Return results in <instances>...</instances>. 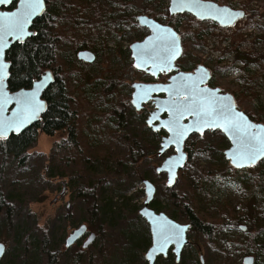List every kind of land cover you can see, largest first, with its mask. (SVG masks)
<instances>
[{
  "label": "rangeland",
  "instance_id": "374dc122",
  "mask_svg": "<svg viewBox=\"0 0 264 264\" xmlns=\"http://www.w3.org/2000/svg\"><path fill=\"white\" fill-rule=\"evenodd\" d=\"M80 1L49 0L64 8L58 25L64 64L59 75L68 82L78 113V145L70 144L64 132L39 133L23 163L0 152V243L6 249L0 264H148L151 233L139 214L146 200L144 180L157 188L151 204L156 211L188 224L189 205L203 223L214 225L211 237L190 232V244L175 264H202L201 257L204 264H243L247 256L264 264V252L257 257L244 248L258 231L246 220L234 224L255 201L253 183L264 159L237 173L224 155L229 140L220 131H208L186 142L192 160L167 188V176L156 169L175 151L158 155L161 133L146 124L154 106L148 103L139 112L131 102L135 83L166 84L174 72L156 79L137 70L130 49L150 32L139 25V16L172 26L183 48L176 66L184 72L206 67L212 76L208 85L234 96L238 110L264 125V0H205L245 11L246 17L228 28L190 14L172 17L170 0H88L100 5L99 20L96 6L89 11ZM84 50L96 55L94 63L78 59ZM245 55L257 56L246 64ZM240 177L250 187L239 183ZM259 198L258 220L264 222V198ZM81 225L88 235L96 234V241L84 251L86 236L67 249L66 239ZM260 237L264 241V232ZM175 259L172 254L155 264Z\"/></svg>",
  "mask_w": 264,
  "mask_h": 264
},
{
  "label": "water",
  "instance_id": "95a60500",
  "mask_svg": "<svg viewBox=\"0 0 264 264\" xmlns=\"http://www.w3.org/2000/svg\"><path fill=\"white\" fill-rule=\"evenodd\" d=\"M14 2H16L15 7L10 10L9 8ZM20 8L21 0H11L10 3L0 4V43L3 44V52H0V64L6 65L3 76L0 78L2 79V84H0V140H6L12 135H19L41 121L48 109V104L43 98L44 93L55 81L53 72L47 70L29 89L11 92L8 87L12 64L7 60V52L14 44L26 43L36 35L33 25L46 12L47 1L43 0L35 14L29 17L23 33L16 32L9 35L8 31L13 23L10 14L18 12ZM169 14L172 17L190 14L200 21H213L222 28L233 27L246 17L243 10L232 9L205 0H183V2L170 0ZM138 23L150 32L142 42L131 45L134 67L156 79L160 74L174 72L166 84L135 83L131 102L139 112L148 103L154 106L146 124L154 133L164 130L167 134L161 139L158 155L163 156L170 149L175 151L156 169L157 173L167 176L166 186L168 188L175 186L181 170L188 162V153L185 150L186 142L192 136H203L208 131H220L229 140L231 146L224 152V155L233 168L243 170L255 167L261 162L264 156H260L255 163L241 161L240 166H237L234 160L237 158V152L241 150V142L247 135H257L264 139V125L255 123L247 114L238 110L234 96L223 93L220 88L210 87L208 84L212 76L206 67L200 65L194 72H184L176 66L183 54V48L181 36L172 26L161 24L146 15L139 16ZM17 36L20 38L17 39ZM78 59L92 64L96 61V55L91 51L84 50L78 53ZM33 92H35V111L26 107L22 102L18 103V100H23L25 94ZM209 101L214 102V106L217 108H224V114L204 116L202 109L209 107ZM186 108L187 111H185ZM193 109L195 112L192 111ZM239 114H243L246 119H242ZM232 119L239 122L240 129L233 128L228 123V120ZM203 120H207V124H204ZM181 130L184 131V135L178 136L177 132ZM143 183L146 200L139 214L149 225L152 240L145 259L148 264H155L158 258L162 256L166 258L173 248L172 252L176 256V262L179 263L183 250L189 245L188 233L192 229V225L181 224L166 213L154 210L151 204L155 200L157 188L149 180H144ZM64 195L65 189L62 197ZM175 225H179L183 229L179 237L175 235ZM240 229L246 231L244 226ZM87 232L86 225L79 226L68 236L65 247L69 249L74 246ZM164 235H167L169 240L164 245V251H160L159 242ZM96 238V234L90 233L84 243V248H89ZM5 252V245L0 243V261ZM149 254L152 256L151 259L148 258ZM254 262L255 258L252 256H247L243 260V264H254ZM202 264H204L203 259Z\"/></svg>",
  "mask_w": 264,
  "mask_h": 264
},
{
  "label": "trees",
  "instance_id": "16d2710c",
  "mask_svg": "<svg viewBox=\"0 0 264 264\" xmlns=\"http://www.w3.org/2000/svg\"><path fill=\"white\" fill-rule=\"evenodd\" d=\"M46 1V12L41 18L37 19L33 25L36 35L30 38L26 43L14 44L7 52V60L12 64L11 75L8 82V87L11 92L31 88L33 83L40 79L47 70H50V68L54 69V72L51 71L55 76L54 83L43 96L48 104V109L43 115L41 121L19 135H12L6 140H0V152L5 158L13 157L14 160H19L20 163H23L28 150L37 143L39 133H43L47 136H54L56 133L64 132L70 144L74 146L78 145V113L73 110L71 106L72 97L68 82L62 77V75V78L59 75L62 72L64 64L61 63V60L59 59L58 48L62 38L58 25L59 20L62 18L64 8H61L60 5H57L56 3L50 4L49 0ZM58 1L61 4V0ZM14 3L16 4V2ZM80 3L82 8H86L89 11L92 10L89 6H96L93 13H96V19L99 20L102 10L98 2L92 3L88 0H81ZM15 4H13V7H15ZM107 9H109V5L107 6ZM256 56L257 55H245L243 58L246 64H248L249 61ZM58 63H60L59 66ZM65 66L67 68L69 64H66ZM160 135L163 136L165 134L161 133ZM187 153V164H189L192 160V154L188 150ZM234 171L237 173L241 172L237 169ZM258 172L259 177L253 183L256 187V194L254 196L255 201L250 205L247 204L245 207L246 214L234 218V224L239 225L242 221L246 220L251 224L250 229L253 227V229L258 231L254 236L249 237V245H244V248L249 249L245 250L247 255L256 254L257 257H259L261 252H264V241L260 237V234L264 232V222L258 220L260 215V204L256 202V200L260 202L261 198L259 197L262 196L264 198V166H260ZM245 177L247 178V176ZM243 179L244 177H240L238 180L239 183L246 187H250V183ZM81 194L85 195L86 192H81ZM172 195L177 196L175 193ZM86 197H89V195ZM3 203L4 202L1 199L0 204ZM155 206L158 208L157 204H155ZM185 209L187 210V218L193 226L191 232L197 231L208 237H211L214 234L213 224L203 223L190 210L191 207L189 205L185 207ZM249 216L250 221L247 219ZM215 234L217 235L218 233ZM257 263L258 260L255 259L254 264Z\"/></svg>",
  "mask_w": 264,
  "mask_h": 264
},
{
  "label": "snow or ice",
  "instance_id": "6c2138e0",
  "mask_svg": "<svg viewBox=\"0 0 264 264\" xmlns=\"http://www.w3.org/2000/svg\"><path fill=\"white\" fill-rule=\"evenodd\" d=\"M11 0H0V4L10 3ZM43 0H21V8L18 12L10 14L13 20V23L10 26V30L8 31L9 35H13L16 32L23 33L24 26L28 22L30 16L35 14L37 8H39L42 4ZM183 2V0H181ZM226 11V10H225ZM8 15V14H5ZM17 39L20 37L17 36ZM0 52H3V44L0 43ZM6 68V65L0 64V78L3 76V70ZM0 84H2V79H0ZM35 92L32 94H25L23 100H18V103L22 102L26 107L33 109L35 111L34 104ZM188 109L186 108L185 111ZM195 112V110H192ZM204 116H213V115H223L224 108H217L214 106V102L209 101V107L202 109ZM242 119H246L243 117V114H239ZM227 119V117H225ZM198 123H200L198 121ZM204 124H207V120H203ZM228 123L231 124L233 128L240 129L241 125L237 120H228ZM171 130V129H170ZM178 136H183L184 131L181 130L177 132ZM241 150L237 152V158L234 160V163L237 166H240L241 161L247 163H255V161L260 157L264 156V139L260 138L257 135H247L244 140L241 142ZM175 235L177 237L180 236V233L183 232V229L179 225H175ZM166 231V230H162ZM169 237L164 235L163 239L159 242V250L164 251V245L168 242ZM155 251V249H154ZM149 259L152 258L151 254H149Z\"/></svg>",
  "mask_w": 264,
  "mask_h": 264
},
{
  "label": "flooded vegetation",
  "instance_id": "af4514ba",
  "mask_svg": "<svg viewBox=\"0 0 264 264\" xmlns=\"http://www.w3.org/2000/svg\"><path fill=\"white\" fill-rule=\"evenodd\" d=\"M13 4H15V3H13ZM12 7H13V5H12L9 9L11 10V9L14 8V7H13V8H12ZM163 117H165V116H163ZM159 133H164L165 135H167L166 132H165L164 130H162V131H160V132H158V133H156V134H159ZM165 135H164V136H165ZM194 136H195V135H194ZM162 137H163V136H162ZM192 137H193V136H192ZM185 150H186V152H187V147H186V145H185ZM262 161H263V160H262ZM259 163H260V162H259ZM259 163H258V164H259ZM258 164H257V165H258ZM230 165H231V164H230ZM257 165H256V166H257ZM234 169H235V168H234ZM64 189H65V193H67V188L64 187ZM64 189H63V190H64ZM153 202H154V201H153ZM188 224H191V223H188ZM191 225H192V224H191ZM192 227H193V226H192ZM241 227H242V226H240V228H241ZM244 227H245V226H244ZM246 229H247V228H246ZM191 230H192V229H191ZM191 230H190V232H191ZM240 230H241V229H240ZM241 231H242V230H241ZM190 232H189V233H190ZM242 232H243V231H242ZM88 233H89V230H88V232L85 234V236H84L82 239H80V240H79L74 246H72L71 248H73V247H75V246H79V245H81V242L83 241V239H84L86 236H89V235H90V234L88 235ZM189 233H188V240H189V237H190ZM96 237H97V236H96ZM86 240H87V239H86ZM86 240H84V242H83V244H82V249H83L84 251L86 250V249L84 248V243H85ZM189 244H190V241H189ZM188 246H189V245H188ZM186 247H187V246H186ZM186 247H185V248H186ZM71 248H69V249H71ZM172 250H173V248L170 250V252L173 254ZM183 251H184V250H183ZM170 252L168 253V256H167L166 258L172 256V254H170ZM182 253H183V252H182ZM181 256H182V255H181ZM162 258H164V257L162 256V257H160V258H158V259H162ZM200 260H201V263H202V257H201ZM180 261H181V260H180ZM172 262H173V264L177 263V262H176V259H175V261L172 260Z\"/></svg>",
  "mask_w": 264,
  "mask_h": 264
},
{
  "label": "bare ground",
  "instance_id": "6f19581e",
  "mask_svg": "<svg viewBox=\"0 0 264 264\" xmlns=\"http://www.w3.org/2000/svg\"><path fill=\"white\" fill-rule=\"evenodd\" d=\"M160 166V165H159ZM167 181V180H166Z\"/></svg>",
  "mask_w": 264,
  "mask_h": 264
}]
</instances>
